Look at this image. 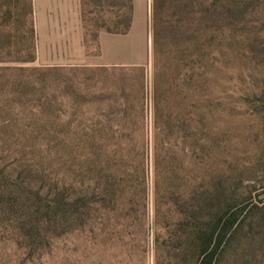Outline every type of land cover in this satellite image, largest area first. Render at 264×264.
<instances>
[{
	"label": "rangeland",
	"instance_id": "obj_1",
	"mask_svg": "<svg viewBox=\"0 0 264 264\" xmlns=\"http://www.w3.org/2000/svg\"><path fill=\"white\" fill-rule=\"evenodd\" d=\"M110 3L93 27L126 29L134 0ZM30 4L0 0V264H121L72 227L77 157L155 143L204 147L234 214L217 264H264V0H148L147 57L101 66L38 65ZM154 237L128 264H154Z\"/></svg>",
	"mask_w": 264,
	"mask_h": 264
},
{
	"label": "trees",
	"instance_id": "obj_2",
	"mask_svg": "<svg viewBox=\"0 0 264 264\" xmlns=\"http://www.w3.org/2000/svg\"><path fill=\"white\" fill-rule=\"evenodd\" d=\"M184 150L178 161L158 143L142 151L95 145L80 153L70 202L74 231L96 235L103 245L116 239L121 264L143 262L151 229L154 264H217L234 214L206 182L204 147Z\"/></svg>",
	"mask_w": 264,
	"mask_h": 264
},
{
	"label": "crops",
	"instance_id": "obj_3",
	"mask_svg": "<svg viewBox=\"0 0 264 264\" xmlns=\"http://www.w3.org/2000/svg\"><path fill=\"white\" fill-rule=\"evenodd\" d=\"M104 1H111L110 12L117 15L121 0ZM30 3L38 65L133 64L147 57L148 0H134L130 22L121 31L93 27V0H30Z\"/></svg>",
	"mask_w": 264,
	"mask_h": 264
}]
</instances>
